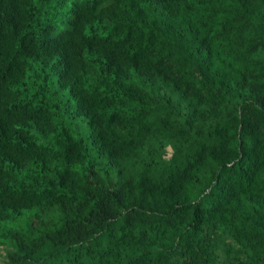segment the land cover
Instances as JSON below:
<instances>
[{"label": "trees", "instance_id": "obj_1", "mask_svg": "<svg viewBox=\"0 0 264 264\" xmlns=\"http://www.w3.org/2000/svg\"><path fill=\"white\" fill-rule=\"evenodd\" d=\"M0 258L264 264V0H0Z\"/></svg>", "mask_w": 264, "mask_h": 264}, {"label": "rangeland", "instance_id": "obj_2", "mask_svg": "<svg viewBox=\"0 0 264 264\" xmlns=\"http://www.w3.org/2000/svg\"><path fill=\"white\" fill-rule=\"evenodd\" d=\"M87 128L83 130V132L81 133L82 139H84L85 142H88V138H87ZM2 262V258H0V263Z\"/></svg>", "mask_w": 264, "mask_h": 264}]
</instances>
